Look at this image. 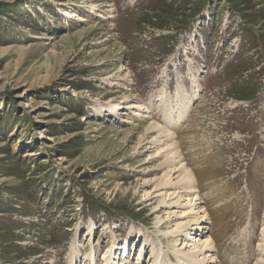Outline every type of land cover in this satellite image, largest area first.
Instances as JSON below:
<instances>
[{"label":"rangeland","instance_id":"obj_1","mask_svg":"<svg viewBox=\"0 0 264 264\" xmlns=\"http://www.w3.org/2000/svg\"><path fill=\"white\" fill-rule=\"evenodd\" d=\"M178 92L219 264H257L264 0H0V264H105L112 249L151 264L163 237L140 192L162 160L146 129Z\"/></svg>","mask_w":264,"mask_h":264},{"label":"bare ground","instance_id":"obj_2","mask_svg":"<svg viewBox=\"0 0 264 264\" xmlns=\"http://www.w3.org/2000/svg\"><path fill=\"white\" fill-rule=\"evenodd\" d=\"M196 93L195 98L198 97ZM177 98L181 105L176 109L170 105L166 106L164 125L157 123L148 125L146 132L156 135L148 138L147 143L146 137L140 141V145L145 142L151 151V159L162 160L159 168L161 174L144 182L140 192L141 203L154 214H158L156 231L163 237L158 240L160 244L158 248L151 247L154 258L151 264H219L218 249L214 237L209 234L212 224L210 213L200 195L196 174L183 160L176 141L177 129L185 121L194 100L188 99L185 93H179ZM125 109L133 110V115L137 117L142 115L141 112H146L143 105L128 104ZM111 112L118 116L116 108H111ZM89 232H93L91 227ZM164 238L170 243L167 248L164 247ZM261 241L259 247L263 255L264 230ZM142 250L145 253L146 248ZM114 251L112 249L106 253L105 264H120L114 261ZM87 259L94 262L95 253H90ZM138 260L139 264H143L141 262L143 257ZM257 264H264V259Z\"/></svg>","mask_w":264,"mask_h":264}]
</instances>
